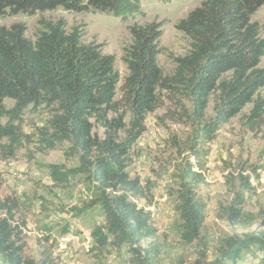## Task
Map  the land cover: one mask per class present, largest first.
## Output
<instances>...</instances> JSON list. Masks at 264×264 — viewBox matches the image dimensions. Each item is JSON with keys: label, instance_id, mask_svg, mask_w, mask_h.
<instances>
[{"label": "trees", "instance_id": "obj_1", "mask_svg": "<svg viewBox=\"0 0 264 264\" xmlns=\"http://www.w3.org/2000/svg\"><path fill=\"white\" fill-rule=\"evenodd\" d=\"M141 1L0 0V19L60 8L125 20L144 16ZM261 8L264 0H204L175 26L190 46L184 57L175 59L171 77L164 75L158 62L163 26H131L132 44L123 57L129 75L120 88L115 57L105 55L102 45L82 44L79 29L68 32L64 20L41 21L35 42L26 37L22 23L0 27V160H14L33 143L41 154L67 143L64 159L79 163L67 173L83 174L95 186L97 197L88 208L99 205L104 212V225L93 235L98 244L108 243L115 250L128 245L133 264L173 261L174 248L160 240L152 213L138 204H153L152 183L143 184L129 174L133 149L147 130L148 116L169 103L171 108L158 123L171 121L191 130L186 141L173 138L168 142L181 161L178 211L184 243L205 251L212 235L205 225L207 202L197 190L207 184L209 145L221 127L248 105L252 108L242 117V124L254 137L264 139V98L260 95L264 89V38L253 21ZM6 100L14 102L11 109ZM212 100L214 115L208 119ZM30 107L47 112L49 119L28 136L23 121ZM258 170L243 168L259 183ZM1 180L0 174V189ZM240 183L246 191H256L251 178L241 175ZM244 203L236 198L234 206L224 208V216H220L244 234L227 241L221 258L200 264H238L246 252L258 254L260 262L264 261V211L261 218L245 213ZM19 211L18 199H0V264H59L53 248H45L41 242L39 259L25 258L27 223L18 218ZM253 227L255 231L250 232ZM50 240L45 238V243Z\"/></svg>", "mask_w": 264, "mask_h": 264}, {"label": "rangeland", "instance_id": "obj_2", "mask_svg": "<svg viewBox=\"0 0 264 264\" xmlns=\"http://www.w3.org/2000/svg\"><path fill=\"white\" fill-rule=\"evenodd\" d=\"M203 1L142 0L144 16L138 15L125 20L112 14H73L59 8L33 16L0 19V27L22 23L27 28L26 37L35 42L42 30L41 21L64 20L68 32L73 28L79 29L82 44L94 42L102 45L105 55L115 57L120 88L129 75L123 61L125 49L132 44L129 28L135 24L149 23L163 26L158 42L162 52L158 62L164 75L171 77L176 67L175 59L184 57L190 46L189 40L175 26ZM253 21L259 24L261 36L264 38V8L258 10ZM261 67L264 68V59ZM119 95L120 93L118 97ZM260 95L264 98V89ZM5 105L11 109L14 102L6 100ZM170 108V104L166 103L165 108L148 116L147 130L133 149L134 158L129 174L131 178H140L143 184L150 181L153 185V204L148 205L143 201L138 204L152 213L153 225L160 240L174 248L173 261L163 260L160 264L213 262L221 258L228 240L244 234L220 217L224 216L222 210L234 206L236 198L241 197L245 201V213L259 216L264 211V139L254 137L242 124V117L249 114L252 105H248L241 115L221 127L216 140L209 145L207 184L197 190L198 196L207 202L205 225L212 240L205 251L187 247L183 237V222L178 211L181 161L176 151L170 149L168 142L172 143L173 138L186 141L191 130L171 121L158 123V118ZM213 108L212 100L206 112L208 119L214 115ZM48 119L47 112L33 111L30 107L24 113V134H35L36 128L44 126ZM33 142H36L35 139ZM68 146L65 143L55 151L41 154L33 143L21 149L14 160H0V199H18V218L27 223L25 258L38 260L40 245L43 244L45 248H53L54 257L59 264H133L128 245L115 250L108 243L102 246L100 241L98 244L93 238L94 233L104 225V212L99 205L88 208L97 197L95 186L83 174L67 173L79 166L77 160L69 162L64 159L63 154ZM246 167L259 168V183L251 172H243ZM241 175L251 178L255 192L242 188ZM255 228L250 232H254ZM47 237L51 238L49 244L45 243ZM260 260V255L246 252L238 264H264Z\"/></svg>", "mask_w": 264, "mask_h": 264}]
</instances>
